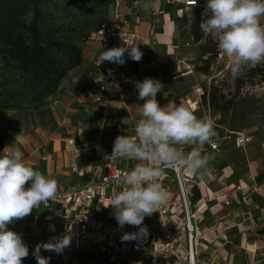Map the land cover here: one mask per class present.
Instances as JSON below:
<instances>
[{
	"label": "crops",
	"instance_id": "1",
	"mask_svg": "<svg viewBox=\"0 0 264 264\" xmlns=\"http://www.w3.org/2000/svg\"><path fill=\"white\" fill-rule=\"evenodd\" d=\"M185 0H131L122 6V12L131 18L130 29L139 31L137 44L143 53L137 62L128 59L120 65L109 62L114 68L127 72L132 82L126 89L129 96L128 108L117 96H113L109 121L102 122L99 107L93 103L90 76L94 71L101 44L95 41L79 43L84 60L62 83V93L56 95L46 107L32 111L1 110L0 125L7 130L8 152L19 149L24 162L49 178L58 181L59 189L83 184L96 169L100 150L112 153L118 135H135V127L141 119L137 82L154 78L163 84V91L157 93L161 106L169 101L186 105L196 116L200 98L189 97L187 92L198 86L193 73H187L186 65L193 58L187 46L193 39L191 32L181 29L180 6ZM140 17L135 24L134 16ZM192 38V39H191ZM118 41L113 42L117 47ZM190 55V56H189ZM192 65V64H191ZM224 133L214 141L220 150L213 151L205 145V151L212 153L210 169L197 178L202 179L199 190L205 198L203 218L200 221L201 261L212 264H264V138L256 129L243 130L253 133L256 141L246 147H236L234 132L221 126ZM184 152L189 147L181 149ZM125 168L132 169L137 161L117 158ZM253 173L254 182L248 179ZM255 186L257 191L248 187ZM237 186L245 188L235 191ZM30 187V183L26 185ZM58 189V190H59ZM174 196L176 187H172ZM233 194V197L229 194ZM230 201L231 205L226 206ZM109 201H95L91 210L104 220L117 221L112 207H105ZM56 203L50 207L41 204L31 215L14 221L8 228L16 231L27 227L30 230L60 231L65 227ZM219 222L231 223L227 229V240L211 232Z\"/></svg>",
	"mask_w": 264,
	"mask_h": 264
},
{
	"label": "clouds",
	"instance_id": "2",
	"mask_svg": "<svg viewBox=\"0 0 264 264\" xmlns=\"http://www.w3.org/2000/svg\"><path fill=\"white\" fill-rule=\"evenodd\" d=\"M205 16L199 27L205 34L218 36L220 52L231 60L233 78L245 66L264 63V0H207ZM125 52L137 62L143 56L138 45L113 47L102 52L100 63L122 65ZM163 87L154 78L137 82V98L144 103L140 105L141 119L135 135H118L111 155L106 157L137 161L120 177L123 189L105 206L114 209L121 227L142 225L146 216L167 202L169 193L160 181L165 169L202 175L214 159L212 153L205 151V145L215 147L214 122L206 116L197 117L184 104L169 101L161 106L157 93ZM185 147L191 150L182 151ZM29 183L30 187H26ZM58 189V181L27 165L19 149L0 155V264H22L29 254L21 235L8 225L31 215L41 204L48 206L50 200L57 199ZM132 237L133 234L126 233L123 238ZM70 241L71 237L65 235L55 243L43 244V248L60 252ZM40 247L37 245V251ZM37 260L38 264H47L43 257L37 256Z\"/></svg>",
	"mask_w": 264,
	"mask_h": 264
},
{
	"label": "built area",
	"instance_id": "3",
	"mask_svg": "<svg viewBox=\"0 0 264 264\" xmlns=\"http://www.w3.org/2000/svg\"><path fill=\"white\" fill-rule=\"evenodd\" d=\"M130 1L112 0L106 21L88 39L101 44L90 81L92 101L99 107L104 124L111 117L113 96H117L126 108L129 106L126 89L132 82L131 75L114 68L108 61L100 63V56L104 50L113 48L115 41H118L117 47H128L135 46L140 39L139 31L129 28L131 18L121 10L122 6ZM197 4L198 0L184 1L185 7ZM134 22L139 24L140 17L135 15ZM125 54L131 59L127 52ZM186 71L193 73L195 69L191 64H187ZM187 96L198 97L201 100V87L191 88ZM256 140L253 133L234 132L236 147H246ZM214 142L215 147L208 145V148L213 151L220 150V145L216 140ZM5 152H8L7 145L3 154ZM110 155V152L100 150L99 160L95 163L96 169L88 174L80 172L87 180L78 186L59 189L57 199L48 202L47 207L52 203L58 205L56 213L60 214L64 221L63 230H30L22 226L15 231L21 235L28 250L36 256L45 258L46 261L52 260L60 264H67L74 253H87L92 249H98L109 259L120 264H212L205 263L200 258L202 238L200 221L204 216L202 207L206 200L201 197L195 203L192 201V190L194 187L199 188L202 181L197 178V174L178 169H165L160 181L169 193L168 200L157 212L146 216L140 226L125 224L121 227L117 221L100 219L92 212L91 206L95 201L111 203L114 194L123 189L120 177L131 170L122 166L116 159H107L106 157ZM248 179L254 182L252 172L248 174ZM174 186L177 189L175 196L172 192ZM248 188L251 191L258 190L254 185ZM244 189L237 186L235 191ZM229 196L233 197V194ZM230 205L231 202L227 201L226 206ZM231 226V223L224 225L223 222H219L211 232L218 233L226 241L227 229ZM142 228H146V231L142 232ZM126 233L133 234V237L125 240L123 237ZM65 235L70 236L71 241L62 251L43 248V244L50 241L55 243ZM37 245H41L38 251Z\"/></svg>",
	"mask_w": 264,
	"mask_h": 264
},
{
	"label": "trees",
	"instance_id": "4",
	"mask_svg": "<svg viewBox=\"0 0 264 264\" xmlns=\"http://www.w3.org/2000/svg\"><path fill=\"white\" fill-rule=\"evenodd\" d=\"M112 0H0V109L39 110L62 93V83L84 60L79 43L88 41L107 19ZM184 6V5H183ZM195 9L191 35L204 38ZM196 68L206 73L216 51L206 43ZM208 56V57H205ZM207 96L203 94L202 101ZM209 105L218 106L209 94ZM231 104V103H230ZM7 130L0 125V155ZM22 264H38L31 251ZM47 264H60L49 260ZM67 264H120L98 249L74 253Z\"/></svg>",
	"mask_w": 264,
	"mask_h": 264
},
{
	"label": "rangeland",
	"instance_id": "5",
	"mask_svg": "<svg viewBox=\"0 0 264 264\" xmlns=\"http://www.w3.org/2000/svg\"><path fill=\"white\" fill-rule=\"evenodd\" d=\"M206 3L207 0H198L196 6H180L182 11L179 14V21L182 30L191 32L195 9L200 11L201 21L207 18ZM205 43L217 54L211 60L208 71L202 73L196 67L203 65L200 57L201 46ZM187 48L193 55L189 61L195 69L193 78H196L202 93L197 117L210 118L214 122L217 136L224 133L225 130L221 128L223 126L236 131L253 128L264 138V63L255 67L245 66L241 74L233 78L231 60L220 52L217 35L204 33L201 42L195 43L192 39ZM210 93L217 100L218 106L209 105ZM203 94L207 96L206 102L202 101ZM1 110L3 109H0V113Z\"/></svg>",
	"mask_w": 264,
	"mask_h": 264
},
{
	"label": "water",
	"instance_id": "6",
	"mask_svg": "<svg viewBox=\"0 0 264 264\" xmlns=\"http://www.w3.org/2000/svg\"><path fill=\"white\" fill-rule=\"evenodd\" d=\"M192 193H193L192 201L195 203L201 198V193L198 187H194Z\"/></svg>",
	"mask_w": 264,
	"mask_h": 264
}]
</instances>
